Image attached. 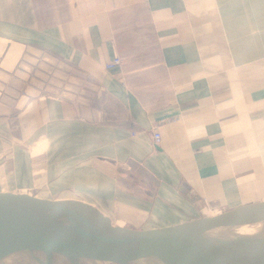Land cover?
I'll return each mask as SVG.
<instances>
[{
  "label": "crops",
  "instance_id": "crops-1",
  "mask_svg": "<svg viewBox=\"0 0 264 264\" xmlns=\"http://www.w3.org/2000/svg\"><path fill=\"white\" fill-rule=\"evenodd\" d=\"M42 152L81 156L38 173L89 193L100 225L195 216L181 184L212 214L253 196L264 0H0V165Z\"/></svg>",
  "mask_w": 264,
  "mask_h": 264
},
{
  "label": "water",
  "instance_id": "water-1",
  "mask_svg": "<svg viewBox=\"0 0 264 264\" xmlns=\"http://www.w3.org/2000/svg\"><path fill=\"white\" fill-rule=\"evenodd\" d=\"M160 143L154 136V147L160 149ZM57 159L68 163L81 156L42 152L0 165V264H11L13 258L26 260L23 264L40 263L43 257L83 244L79 238L87 233L86 229L89 232L110 221L93 206L91 197L77 190H73L75 196L41 197L47 185L44 173L41 176L38 171L44 172L46 164ZM41 179L42 183L37 182ZM176 190L180 199L198 202L196 215L185 207L187 217L182 222L149 231L148 235L158 240H141L145 243L138 248L152 252L154 257L162 256L164 264H264V196L256 199L264 193V187L215 214L201 205L203 201L188 184L178 185ZM257 226L262 229L248 231ZM136 235L141 233L137 231ZM104 247L121 252L119 247L127 245L109 242Z\"/></svg>",
  "mask_w": 264,
  "mask_h": 264
},
{
  "label": "bare ground",
  "instance_id": "bare-ground-1",
  "mask_svg": "<svg viewBox=\"0 0 264 264\" xmlns=\"http://www.w3.org/2000/svg\"><path fill=\"white\" fill-rule=\"evenodd\" d=\"M76 227L75 229H77ZM259 229H262V227H250L248 231L252 233ZM137 231L141 235H136ZM149 231L157 230H139L121 226L98 225V228L95 230L91 229L88 232L86 229L87 233L79 238L83 244L79 245L77 243L75 246L72 245V249L58 252L48 257L47 260L37 264H49L52 261L55 264H164L162 256L154 257L151 255L153 254L152 252L147 253L144 249L137 246L145 243L141 240H150L152 242L158 240L148 235ZM150 241L148 243L153 244ZM109 242L115 245H127V247H119L121 252L113 251L104 247ZM160 255H163V253H160Z\"/></svg>",
  "mask_w": 264,
  "mask_h": 264
},
{
  "label": "rangeland",
  "instance_id": "rangeland-1",
  "mask_svg": "<svg viewBox=\"0 0 264 264\" xmlns=\"http://www.w3.org/2000/svg\"><path fill=\"white\" fill-rule=\"evenodd\" d=\"M65 180L66 179H64L63 176L57 174L55 176V180L53 182L47 184L45 190L41 193V197H43V198H53V197L63 196V195L64 196H73L74 195V193H73L74 192L73 191L74 189L71 188V191L70 192H67V191H65L64 187L62 185H60V183L62 181H65ZM261 191H262V189H261ZM85 195L88 196L90 194L89 193H86ZM135 219H138V218H135ZM169 224L171 225V223H169ZM172 224H177V223L176 222H172ZM44 260H47V258L46 257H43L41 259V261H44ZM23 261L25 262L26 260H23ZM23 261H19L18 262L17 259H14L13 258L10 263L11 264H23L22 263ZM49 264H55V262L52 261Z\"/></svg>",
  "mask_w": 264,
  "mask_h": 264
},
{
  "label": "built area",
  "instance_id": "built-area-1",
  "mask_svg": "<svg viewBox=\"0 0 264 264\" xmlns=\"http://www.w3.org/2000/svg\"><path fill=\"white\" fill-rule=\"evenodd\" d=\"M118 63H119V61L115 60L114 63H112V64L109 65V67H112V66H114V65H116V64H118ZM81 95H83V94L81 93ZM155 137H156L158 140H161V138H160L159 136L156 135Z\"/></svg>",
  "mask_w": 264,
  "mask_h": 264
}]
</instances>
